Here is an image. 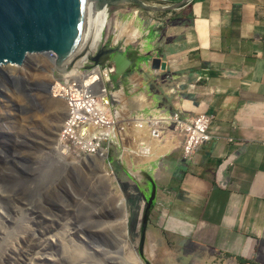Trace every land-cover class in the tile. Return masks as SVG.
Listing matches in <instances>:
<instances>
[{"label": "crops", "instance_id": "0c3cea01", "mask_svg": "<svg viewBox=\"0 0 264 264\" xmlns=\"http://www.w3.org/2000/svg\"><path fill=\"white\" fill-rule=\"evenodd\" d=\"M122 17L139 32L125 53L149 76L144 110L214 116L212 139L189 156H169L164 186L152 179L156 225L180 238L189 257L203 252V264H264V0H192ZM154 57L164 70L149 67Z\"/></svg>", "mask_w": 264, "mask_h": 264}, {"label": "rangeland", "instance_id": "374dc122", "mask_svg": "<svg viewBox=\"0 0 264 264\" xmlns=\"http://www.w3.org/2000/svg\"><path fill=\"white\" fill-rule=\"evenodd\" d=\"M142 1L153 6L170 4L165 0ZM127 12L149 16L163 11L144 10L137 4L123 2V14ZM120 23L125 27H135L129 18L122 17ZM138 34L137 31V35L126 42L122 39L118 43L112 42L111 46H121L125 57L131 60L125 49L137 42ZM130 55L132 57L134 51ZM24 61L20 65H3L5 69L2 67L0 70V172L5 168L1 173L7 172L5 177L2 176L3 181H7L1 200L3 214L10 218L11 211L17 207L25 213L26 209L18 199L54 220L63 215L62 207L72 209L73 212L67 217L73 219L76 226L79 224L89 240L99 241L112 249L117 245V238H126L124 252L121 251L119 257L125 264H129L125 254L133 263H141L136 254L141 237L142 255L150 264H203L205 260L198 258L203 252L195 248L191 255H197V258L189 257L180 238L167 235L156 225L159 223L158 214L151 211V207L145 212L149 190L147 181L154 178L160 187L164 186L166 170L163 163L171 161L169 156L172 154L178 155L181 152L175 149L141 162L127 155L121 161L119 149L113 147L110 165L93 157L72 158L61 155L56 138L66 110L62 101L49 96L56 66L40 53L29 54ZM148 77H141L132 65L127 69L120 82L127 93L126 100L142 94L136 98L142 99L141 108L150 104L148 90L140 88L142 80L149 85ZM100 163L107 174L99 173ZM137 169L143 173H135ZM116 197L124 200L128 216L125 232L122 227L111 222L113 214L117 213L114 206ZM117 209L122 210V206ZM39 224L44 225L43 222ZM56 236L60 240L63 238L61 245L56 246L57 250L66 245L71 251H76L74 253L83 251L88 259L100 263L103 261V256L94 252L89 244L67 238L60 231L56 232Z\"/></svg>", "mask_w": 264, "mask_h": 264}, {"label": "built area", "instance_id": "2783aa9c", "mask_svg": "<svg viewBox=\"0 0 264 264\" xmlns=\"http://www.w3.org/2000/svg\"><path fill=\"white\" fill-rule=\"evenodd\" d=\"M114 71L111 62L95 63L72 80L52 79L49 96L62 101L66 110L56 138L61 155L93 157L110 165L113 147L122 161L127 155L134 159L158 151L168 142V151L180 149L186 157L212 139L211 113L124 108L114 95L122 86L112 81ZM230 159L228 155L224 162Z\"/></svg>", "mask_w": 264, "mask_h": 264}, {"label": "water", "instance_id": "95a60500", "mask_svg": "<svg viewBox=\"0 0 264 264\" xmlns=\"http://www.w3.org/2000/svg\"><path fill=\"white\" fill-rule=\"evenodd\" d=\"M191 1L153 6L142 0H0V65H20L29 54L50 53L57 61L55 78L69 81L92 64H104L119 55L127 60L126 65L118 69L120 62H112L115 71L111 78L120 83L133 63L121 46H111L121 22L123 2L164 12ZM160 61L159 57L151 58L149 67L164 70L166 64ZM149 183L145 212L156 190L150 178ZM142 238L136 254L141 264H150L142 255Z\"/></svg>", "mask_w": 264, "mask_h": 264}, {"label": "bare ground", "instance_id": "6f19581e", "mask_svg": "<svg viewBox=\"0 0 264 264\" xmlns=\"http://www.w3.org/2000/svg\"><path fill=\"white\" fill-rule=\"evenodd\" d=\"M137 31L138 30H136L135 27H125L124 24L122 25L120 23L117 33L113 40V44L118 43L121 39L123 42L133 39V37L137 35ZM40 54L45 55L47 58L50 59L52 63H54V66H56L57 61L54 54L45 53V52H41ZM109 62L111 63L120 62V65L118 67V69H120L122 68V66L126 64L127 60L117 55L112 61ZM5 66L0 65V70L2 67L4 68ZM133 86L136 87V84H133ZM126 94L127 93L123 90L122 86L120 89L114 92V95H116V97L122 102L124 108L128 107V105H130L134 109L142 107L141 106L143 104L142 99L140 100L136 99L138 96L142 94L133 95L129 98V100H126L125 97L127 96ZM168 150H169L168 142H164L162 147L158 151L152 150L151 153L149 154L140 155V157H137V161L141 162V161L151 160L157 156L164 154ZM5 169H3V171H5ZM98 170L99 173H101V175L107 174L106 171L102 168V163H100ZM1 172H0V264H125L122 260L119 259V257L121 251L125 249V244L127 243L126 238L125 237H123L124 239L117 238V245H115V248L112 247V249L110 246L108 245L105 246L104 243H100L99 241L93 242L89 240L86 237V235L82 232V228H80L79 224L76 226L73 222V219L71 220L70 217H67L69 214L73 212L71 211L72 209L71 210L63 209L62 207L61 213H63V215H60L56 218L54 217L55 218L54 220L51 216H48L40 212L38 213L36 210L30 208L27 205V202H24L22 199H18L19 203L26 209V212L24 213L22 208L17 207L11 211L12 212L11 217L7 218L3 214V209L1 207L2 196L6 191L5 188H7V183H6L7 181L4 182L2 176L5 177V173L7 172L5 173H1ZM131 172L134 173V171ZM135 173L141 174L143 172L137 169ZM114 200H115L114 206L116 207L115 209L117 210L116 211L117 213L113 214L111 222H113L112 224H115L117 227L118 226L122 227L125 232L128 216H127V212L124 209V200L121 197H116V199ZM120 205L122 206V210L117 209ZM39 222H43L44 225H40ZM96 222L99 223V220L98 221L96 220ZM103 225L104 224L100 226ZM59 231L62 232V235L67 238H70L72 240L75 239L79 242L89 244L90 248L94 252L103 256L104 258L103 261L100 263L99 261L88 259L85 253H83V251L81 252L77 251V253H74L76 251L74 250L71 251L66 245H63V248L57 250L56 246L59 244L61 245V243L63 242L62 240L63 238H61L60 240V238L56 236V232ZM124 256L129 264H136V261H134L133 263L126 254ZM129 256L131 258V253L129 254Z\"/></svg>", "mask_w": 264, "mask_h": 264}, {"label": "trees", "instance_id": "16d2710c", "mask_svg": "<svg viewBox=\"0 0 264 264\" xmlns=\"http://www.w3.org/2000/svg\"><path fill=\"white\" fill-rule=\"evenodd\" d=\"M111 158H112V156L109 157V160H110V161H111ZM150 207H151V205H150Z\"/></svg>", "mask_w": 264, "mask_h": 264}]
</instances>
